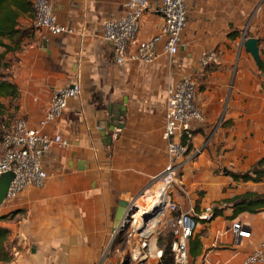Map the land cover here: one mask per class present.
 Listing matches in <instances>:
<instances>
[{
  "label": "crops",
  "instance_id": "crops-1",
  "mask_svg": "<svg viewBox=\"0 0 264 264\" xmlns=\"http://www.w3.org/2000/svg\"><path fill=\"white\" fill-rule=\"evenodd\" d=\"M52 1L59 21L76 33L52 37L41 31L29 37L37 43L17 55L10 70L19 97L15 112L7 107L14 115L7 127L16 118L36 125L52 91L75 80L81 95L48 126L49 133L69 142L66 149L53 148L44 158L53 178L41 189L26 190L0 215L5 217L0 227L9 231L5 245L15 264L101 261L111 244L118 203L148 206L157 193L156 177L167 161L162 139L166 90L184 75H191L198 85L203 122L192 131V148L181 173L189 196L175 194L173 201L182 210L193 203L198 212L246 192L264 194V182H234L225 175L245 172L264 157V77L243 46L246 38L242 40L247 30L248 38L264 39V14L259 22L253 17L252 26L242 32V3L259 0H186L187 26L176 56L120 65L102 39V23L119 15L126 0ZM157 1L149 0L138 41L161 30L162 19L154 13ZM233 32L239 33L235 39L228 36ZM204 52H214L219 63L202 71L198 60ZM111 105H122L126 111L121 128L104 139L99 126L108 122L106 108ZM230 216L226 209L197 225L190 240L193 264H242L264 241V210L234 220ZM233 222L250 233L238 245L229 231Z\"/></svg>",
  "mask_w": 264,
  "mask_h": 264
},
{
  "label": "built area",
  "instance_id": "built-area-1",
  "mask_svg": "<svg viewBox=\"0 0 264 264\" xmlns=\"http://www.w3.org/2000/svg\"><path fill=\"white\" fill-rule=\"evenodd\" d=\"M149 8V0H126L119 15L103 20L102 39L111 47L115 64H151L163 57L171 59L179 53L187 26L186 0H158L154 13L162 19L161 30L149 39L138 41L139 26ZM33 14L35 26L46 35L59 37L76 33L71 26L59 21L52 0H33ZM242 36L245 39V32ZM218 63L214 52H204L199 57L198 68L204 71ZM197 93L198 85L191 75L182 76L166 90L162 139L167 161L156 177L159 188L148 206L131 203L138 208L137 212L127 219L124 217L112 236L118 234L120 229L121 234H126V242L132 245L131 264L160 261L162 250L157 244L164 230L170 232L169 249L174 264H193L189 257L188 241L200 222L209 223L212 220L214 205L197 212L193 203H188V207L182 210L173 201L175 194L189 196L181 178L189 154L182 141L185 137L189 138L195 126L203 122L197 105ZM80 95L81 87L77 80L53 90L47 109L36 125H30L24 118H16L10 130L1 138L0 178L12 173L13 179L0 209L7 210L26 190L41 189L53 178V173L44 167V158L53 148L66 149L69 142L59 134L49 133L47 129L61 118L68 102ZM153 203L156 206H151ZM140 210H143L141 215L137 214ZM229 231L235 245L250 236L247 227L236 222L231 224ZM109 248L110 245L102 259H105ZM242 264H264V241L245 256Z\"/></svg>",
  "mask_w": 264,
  "mask_h": 264
},
{
  "label": "trees",
  "instance_id": "trees-1",
  "mask_svg": "<svg viewBox=\"0 0 264 264\" xmlns=\"http://www.w3.org/2000/svg\"><path fill=\"white\" fill-rule=\"evenodd\" d=\"M23 17L34 19L33 14V0H0V122L2 124H9L13 118V113H8L9 109L13 107L14 112L16 107L13 106L14 101L19 97V91L16 85L11 82L8 73L9 65L6 61V56L10 53H16L22 48L23 41L29 38L31 34L20 29L19 22ZM245 33V38L249 39ZM239 35L238 32H233L228 36L235 39ZM258 49L260 40L257 43ZM261 51H259V63L257 65L258 72L264 75V59L260 58ZM12 106V107H10ZM9 107V109L7 108ZM6 120H3L5 119ZM15 120V119H14ZM190 137H185L182 141L187 148V153H190L192 144ZM226 176H230L234 182L242 183H263L264 182V157L260 158L251 168L245 172H231L226 171ZM225 205V207H222ZM226 209H230V220L236 219L239 215L248 213L251 215L260 213L264 210V194L256 192H246L241 195L234 196L231 199L223 200L213 206L212 220L221 216ZM5 219V217L0 218ZM9 231L0 227V264H15L13 256L5 245ZM192 238V236H191ZM188 241V249L191 252L192 248L190 240ZM162 256L158 264H174L173 257L169 249V242L160 245Z\"/></svg>",
  "mask_w": 264,
  "mask_h": 264
},
{
  "label": "rangeland",
  "instance_id": "rangeland-1",
  "mask_svg": "<svg viewBox=\"0 0 264 264\" xmlns=\"http://www.w3.org/2000/svg\"><path fill=\"white\" fill-rule=\"evenodd\" d=\"M259 1L257 2V4H253V5H247L244 2L242 3L243 21H244L242 32L244 31L246 25H249V27L252 26L250 24V22H251L253 17H257L256 20H257V22H259L261 16H263V14H264V0H259ZM19 26H20V29L23 31H26L28 35L31 34V35L35 36L37 32L42 31L35 26L33 19L28 18V17L21 18L20 22H19ZM246 33H247L246 35H248V36L250 35L248 30L246 31ZM34 42H35V38H33V37L28 38V39L23 41V44H22L23 46L19 51H17L16 53H13V54L10 53L6 56V61L9 65V70H8L9 75H10L12 63L14 62L15 59L19 60L17 55L19 56V54L25 52L27 46L31 45ZM35 43H37V42H35ZM259 51H261L260 58L264 59V39L260 40ZM0 52H1V49H0ZM244 59L249 60L248 55H246V57H244ZM244 59L241 58V60H244ZM252 60L254 61V59H252ZM262 85H264V82H262ZM3 120H6V118ZM12 124H13V122H12ZM11 125H10V128H11ZM10 128L7 127V124L1 125V122H0V138H2L8 132V130ZM216 174L217 175L220 174V170H218L216 172ZM142 208H145V207H142ZM3 213H4V208H1L0 209V215H2ZM5 223H6V221L0 222V225L3 226ZM121 230L122 229H120L119 233L114 235V237L112 238L110 248L106 254L105 259H101V261L98 264H100V263L101 264H131L130 252H131L132 245H130L126 242V240H127L126 234L125 233L121 234L120 233ZM170 238H171V236H170L169 230H164L163 233L158 238L157 246L160 247V245L166 244L167 242L170 241ZM153 264H154V262H153Z\"/></svg>",
  "mask_w": 264,
  "mask_h": 264
},
{
  "label": "water",
  "instance_id": "water-1",
  "mask_svg": "<svg viewBox=\"0 0 264 264\" xmlns=\"http://www.w3.org/2000/svg\"><path fill=\"white\" fill-rule=\"evenodd\" d=\"M242 40L244 39V36H242ZM258 40L254 38L246 39L243 42L244 48L249 52L251 57L254 59L256 64L259 63V50L257 46ZM264 77V75H262ZM126 108L122 105H111L106 108V114L109 118L108 122H104L100 124L101 129V136L105 139L107 137L110 138L112 131L114 128H121V124H119L121 118L125 115ZM81 163V162H80ZM13 179L12 173H6L0 178V206L2 205L6 193L9 187L10 182ZM138 210L137 207H133L131 203L120 201L118 203L117 210L115 212L114 216V227L117 228L124 217L126 219L136 213ZM148 214H146L147 216ZM147 218V217H146Z\"/></svg>",
  "mask_w": 264,
  "mask_h": 264
},
{
  "label": "bare ground",
  "instance_id": "bare-ground-1",
  "mask_svg": "<svg viewBox=\"0 0 264 264\" xmlns=\"http://www.w3.org/2000/svg\"><path fill=\"white\" fill-rule=\"evenodd\" d=\"M151 206H156V203H153ZM143 210H140L137 214L141 215Z\"/></svg>",
  "mask_w": 264,
  "mask_h": 264
}]
</instances>
